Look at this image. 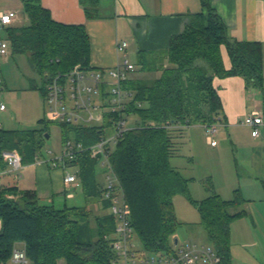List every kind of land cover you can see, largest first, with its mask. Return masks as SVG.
<instances>
[{"label":"trees","instance_id":"trees-1","mask_svg":"<svg viewBox=\"0 0 264 264\" xmlns=\"http://www.w3.org/2000/svg\"><path fill=\"white\" fill-rule=\"evenodd\" d=\"M97 1L80 0L88 18L96 17ZM200 4L198 12L189 14L183 31L170 38L161 57L167 64L159 53H139L137 70H159V75L122 82V87L133 93L125 114L135 115L137 122L116 143L109 160L134 232L148 252L168 250L180 224L173 198L187 194L188 179L170 163L176 135L193 124L221 122L222 105L213 78L240 76L246 89L261 92L264 106L261 43L231 39L209 2L200 0ZM23 13L27 23L6 27V40L13 53L27 56L42 79V88L51 77L67 73L76 65L89 68L90 40L82 24L53 20L37 0L24 1ZM221 45L229 56L228 69L222 62ZM43 121L41 118L37 122ZM60 125L63 141L72 138L88 145L103 134L95 126ZM44 139L43 129L0 128V151L15 149L23 164L30 163ZM70 164L79 167L84 205L55 207L43 203L34 190L0 186V264L10 259L17 242L23 243L28 264H110L112 252L104 236L112 233L114 218L107 210L108 200L102 198L103 176L99 178L96 159L87 152L78 154ZM192 202L206 240L221 255V264H230V225L244 215L246 200L237 190L229 200L213 190ZM89 203L98 204L104 212L94 213Z\"/></svg>","mask_w":264,"mask_h":264},{"label":"crops","instance_id":"crops-1","mask_svg":"<svg viewBox=\"0 0 264 264\" xmlns=\"http://www.w3.org/2000/svg\"><path fill=\"white\" fill-rule=\"evenodd\" d=\"M24 1L26 0H0V12L16 13L11 25H18L16 18L20 10L23 12ZM37 1L49 10L53 20L66 24H82L85 27L90 40L89 67L93 69L106 72L117 66L121 62V55L116 45L120 41H127L126 57L135 67L128 73L127 78L157 77L159 70H137L139 53H159L158 57L161 58L170 38L182 32L189 23V14L201 9L200 0H98L96 17L88 18L80 0ZM207 1L220 16L231 39L261 43L264 77V0ZM8 26L0 30L5 31ZM2 40L7 41L6 34ZM9 50L8 44L7 52ZM7 52L0 55L3 65L10 61ZM220 54L225 69H228L230 60L222 45ZM16 56L20 63H25L29 72L27 77L34 79L26 84L33 110V118L22 124L26 125L45 115L47 103L42 79L38 82L40 75L32 69L26 55L29 65L24 56ZM130 56L133 59L130 60ZM162 61L167 64L165 59ZM0 80L6 87V80L2 76ZM212 83L222 105L220 121L223 125L218 135L224 132L213 146L216 156L213 183L221 198L232 199L234 191L237 190L240 197L246 200L243 206L244 215L234 219L230 225V264H264V126L259 127V135L253 137L251 129L242 123L243 117L250 111L256 110L264 114L262 94L258 89H246L240 76L214 77ZM5 112L6 106L0 109V128L15 129L5 117ZM23 127L18 130L29 129ZM228 143L234 145L235 153L232 148L228 149ZM222 154L225 158L221 157ZM65 174V169L53 166L38 154L33 162L23 164L19 175L11 171L1 174L0 186L16 185L20 189L34 190L43 203L53 205L57 197H63L64 205L67 200H73L76 190L80 189V185L65 184ZM15 248L22 249L23 243L17 242Z\"/></svg>","mask_w":264,"mask_h":264},{"label":"built area","instance_id":"built-area-1","mask_svg":"<svg viewBox=\"0 0 264 264\" xmlns=\"http://www.w3.org/2000/svg\"><path fill=\"white\" fill-rule=\"evenodd\" d=\"M15 17V11L0 12V28L11 25ZM127 46V41L117 43L116 49L121 55V62L106 72L102 69L82 68L76 65L69 72L58 73L46 82L45 116L49 121L95 126L99 127L103 134L88 145L68 138L63 142L59 156L44 160L63 169L68 166L75 167L73 173H66L63 178L67 185H80L79 167L70 163L82 152L89 153L96 159V165L102 168L104 181L102 198L108 200L107 210L114 218L112 233L104 236L112 252L110 264H221V255L208 242L177 238L168 250L161 252H148L136 246L134 241L136 234L130 221L129 209L109 160L116 143L127 131L136 126H129L124 116L125 107L132 100L133 93L123 88L122 82L135 68L126 57ZM7 48V41L0 39V55H4ZM4 108L5 105L0 103V109ZM242 123L251 129L253 137H257L259 127L264 126V114L256 110L250 111L245 114ZM222 125L221 122L202 124L211 146L216 145V135ZM2 164L6 168L2 167ZM22 166L21 155L17 150L0 151V175L7 171L19 175ZM9 260L13 264L29 263L23 248H14Z\"/></svg>","mask_w":264,"mask_h":264},{"label":"rangeland","instance_id":"rangeland-1","mask_svg":"<svg viewBox=\"0 0 264 264\" xmlns=\"http://www.w3.org/2000/svg\"><path fill=\"white\" fill-rule=\"evenodd\" d=\"M17 23L24 25L27 20L23 16V12L20 10L17 14ZM5 31L0 30L1 40L5 38ZM10 49V47H9ZM9 62L7 64L2 63L0 56V76L6 81L4 84L0 83V103L6 106L5 117L11 122V126L15 129L24 128H38L43 129L44 134L48 135L45 137L42 143V147L39 150L40 158L47 159L56 157L61 154L63 146V133L62 126L59 122L49 121L48 118L43 114L42 123H37V119L31 123L25 124L33 117L32 110V99L30 97L29 90H26V84L33 82L32 79L27 77V68L25 63L22 64L16 58V55L22 57L25 55L22 53H13L11 49L7 52ZM13 54V55H12ZM130 60L133 59L131 56ZM27 62V59L25 57ZM27 65L28 62H27ZM37 79V78H36ZM41 80L39 78L38 82ZM46 111V109H45ZM127 124L134 126L137 122V117L133 114L124 115ZM4 117V118H5ZM5 118V119H6ZM23 121V122H20ZM220 129V128H219ZM224 132L220 135H216V139L222 137ZM175 151L170 158L171 166L179 171L181 176L188 179L187 183V194H177L173 198V210L177 220L180 222L179 227L175 232V237L179 240H190L195 242H208L205 234L199 224L200 217L196 206L193 201H200L210 194L213 190L216 192L213 183V165L216 162L215 150L208 142L206 132L202 125L193 124L188 127H184L179 135H176ZM228 149L233 150L235 153L234 145L227 144ZM50 151L51 153H48ZM230 155V151H228ZM222 158L223 154L221 155ZM22 169V168H21ZM21 169L19 172H21ZM97 174L100 179L102 168L97 166ZM75 167L68 166L65 168L66 173H73ZM104 183V181H102ZM86 203L81 189H77L75 198L73 200H67L66 204L70 205H84ZM63 205V197H57L54 203L55 207H61ZM93 209L94 213H103L100 210L98 204L89 203L88 205ZM107 211V210H106ZM136 246L141 247L137 236L134 238ZM62 263V262H61ZM4 264H13L10 260H7Z\"/></svg>","mask_w":264,"mask_h":264},{"label":"water","instance_id":"water-1","mask_svg":"<svg viewBox=\"0 0 264 264\" xmlns=\"http://www.w3.org/2000/svg\"><path fill=\"white\" fill-rule=\"evenodd\" d=\"M46 138H48L47 134H44ZM177 238H174V241L176 242Z\"/></svg>","mask_w":264,"mask_h":264}]
</instances>
